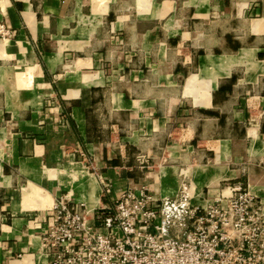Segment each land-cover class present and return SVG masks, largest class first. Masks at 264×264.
<instances>
[{
	"label": "crops",
	"instance_id": "1",
	"mask_svg": "<svg viewBox=\"0 0 264 264\" xmlns=\"http://www.w3.org/2000/svg\"><path fill=\"white\" fill-rule=\"evenodd\" d=\"M248 6L0 0V23L11 31L0 38V264L51 263L42 239L61 197L94 213L140 185L159 201L182 186L211 197L240 181L231 165L264 173V50L250 66L215 67L201 106L186 96L190 78L209 75L206 58L238 57L236 46L216 48L235 45L228 27ZM248 26L264 34V15ZM255 183L264 195V178Z\"/></svg>",
	"mask_w": 264,
	"mask_h": 264
},
{
	"label": "built area",
	"instance_id": "2",
	"mask_svg": "<svg viewBox=\"0 0 264 264\" xmlns=\"http://www.w3.org/2000/svg\"><path fill=\"white\" fill-rule=\"evenodd\" d=\"M0 38L11 39L3 23ZM51 217L42 239L50 264H264V195L242 182L214 198L182 186L160 201L140 185L94 213L61 197Z\"/></svg>",
	"mask_w": 264,
	"mask_h": 264
},
{
	"label": "rangeland",
	"instance_id": "3",
	"mask_svg": "<svg viewBox=\"0 0 264 264\" xmlns=\"http://www.w3.org/2000/svg\"><path fill=\"white\" fill-rule=\"evenodd\" d=\"M248 7L249 8H247L245 11L246 16H244L247 20L244 21L243 20L244 17L241 19L237 18V19H235L234 28H233V26L228 27V29L230 31L232 29H234L232 36L237 37L235 40V45H232L231 43L225 44L221 40L220 41L221 43L219 42V44L217 45V48H216L217 52L221 53L224 51L225 52L229 51L228 46H230V47L236 46V49L238 50V54H239L238 57L235 58L232 56L219 55L217 57L206 58V60H205L207 62L206 63V65H207V73L206 74H209V75L195 76L194 79L192 78L193 79L192 83L190 82L191 78L187 81V94L188 95H186V94H184V95H186L190 98V101L192 104H193L192 98H193L194 102L196 103V105L201 106L200 104L203 103V101L206 97H208L206 89H207L208 85L212 86V81H213L212 80L213 79L212 73H214L215 67L216 68L218 67L224 73H228V71H231L232 68L238 64L250 66L249 58L251 57L250 60L252 62L253 58L256 59L257 51L259 49L264 50V34H262L263 31L261 32L260 28H257V30H256L253 27L251 30L253 32L251 33V31H249V26H248L249 22L254 23V21L256 19L263 17V15H264V3L260 2V0H250V6H248ZM233 13L234 14H230V18L235 17L236 10H234ZM230 20H232V19H230ZM219 28L221 29V28H223V26H220ZM221 31H222V29H221ZM261 52H264V51H261ZM259 54H261V55H259L257 57V59L264 60V55H263L264 53H259ZM218 58H220V59H218ZM254 68L251 67V70L253 72L255 71ZM238 69H239V72L243 75V73L245 72V68L239 67ZM201 70H202V68H201ZM246 74L249 75L248 72ZM188 87H190V88H188ZM180 96H182V95L179 94L178 99L180 98ZM187 105H188V101H187ZM147 165H148L147 159L145 157H143V155H141V157L138 159V166L146 167ZM230 169H232V170L233 169H240L241 170L242 176L240 178V181H234V182L233 181H225V182L221 183L218 190L222 189L223 186L229 182H231V183L242 182L246 187L249 186L253 192L254 191L253 187L255 186L254 184H256L255 182L259 181L262 177L264 178V173H261L260 170L258 171L257 169H255V167H252V165H250L247 162H245V164H241V165H231ZM136 171H137L136 178L139 180L142 177L141 174L145 171V169H138ZM251 181L254 182V184L253 183L251 184L250 183ZM206 193H207V190H205L204 194L206 195L207 198L210 197ZM215 196H217V194L214 196H211V197L214 198ZM195 197H196V195H195Z\"/></svg>",
	"mask_w": 264,
	"mask_h": 264
},
{
	"label": "bare ground",
	"instance_id": "4",
	"mask_svg": "<svg viewBox=\"0 0 264 264\" xmlns=\"http://www.w3.org/2000/svg\"><path fill=\"white\" fill-rule=\"evenodd\" d=\"M9 41V40H8ZM211 186V185H210ZM251 190V189H250ZM252 191V190H251Z\"/></svg>",
	"mask_w": 264,
	"mask_h": 264
}]
</instances>
